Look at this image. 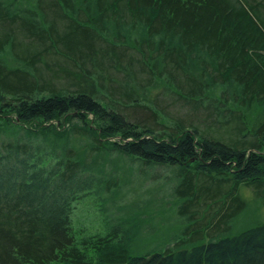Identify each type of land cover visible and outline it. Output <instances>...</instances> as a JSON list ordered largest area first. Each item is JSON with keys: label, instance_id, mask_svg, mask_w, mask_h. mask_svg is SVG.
Instances as JSON below:
<instances>
[{"label": "trees", "instance_id": "16d2710c", "mask_svg": "<svg viewBox=\"0 0 264 264\" xmlns=\"http://www.w3.org/2000/svg\"><path fill=\"white\" fill-rule=\"evenodd\" d=\"M0 264H264V0H0Z\"/></svg>", "mask_w": 264, "mask_h": 264}, {"label": "rangeland", "instance_id": "374dc122", "mask_svg": "<svg viewBox=\"0 0 264 264\" xmlns=\"http://www.w3.org/2000/svg\"><path fill=\"white\" fill-rule=\"evenodd\" d=\"M103 209L104 203L101 199L92 194L84 196L76 203L74 214L76 227L86 234L105 233L110 228L112 222L104 214ZM114 211L119 214L114 208L111 209V213H115ZM252 211L254 212V210ZM253 221L256 222L254 219ZM108 224L110 225L108 226Z\"/></svg>", "mask_w": 264, "mask_h": 264}]
</instances>
